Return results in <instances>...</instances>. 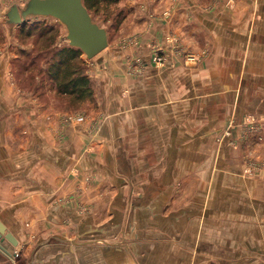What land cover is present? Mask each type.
Instances as JSON below:
<instances>
[{
    "label": "crops",
    "instance_id": "0c3cea01",
    "mask_svg": "<svg viewBox=\"0 0 264 264\" xmlns=\"http://www.w3.org/2000/svg\"><path fill=\"white\" fill-rule=\"evenodd\" d=\"M129 2V45L90 67L84 121L0 70V222L16 239L0 246L29 264H264V174L218 143L244 115L264 127V0Z\"/></svg>",
    "mask_w": 264,
    "mask_h": 264
},
{
    "label": "rangeland",
    "instance_id": "374dc122",
    "mask_svg": "<svg viewBox=\"0 0 264 264\" xmlns=\"http://www.w3.org/2000/svg\"><path fill=\"white\" fill-rule=\"evenodd\" d=\"M24 1L0 0L2 5H0V70L4 69L7 78L18 93L27 94L31 101L50 104L57 111L71 114V119L84 121L86 114L83 109L91 110L93 107L91 103L95 100L94 83L89 75L90 67L95 65V59L100 55L111 57L110 48L113 45H119L123 49L129 45L128 31L133 21L131 14L133 5L130 0H99L90 8L89 13L93 20L106 28L108 43L104 49L90 58L82 52L78 55L81 68L90 77L93 89L91 97L80 100L58 92L56 84L49 78L47 71L51 60L55 57L54 54L62 47L68 46L64 37L65 27L56 18L50 16L28 17L22 26L6 21L5 12L8 6L17 3L20 7ZM227 2L230 3V0ZM184 56L189 60L195 59L188 51L184 52ZM78 116L81 119H77ZM61 121L57 125L58 131L64 125ZM233 124L234 121L227 123L218 143H224L239 153L238 171H236L240 175L245 177L263 175L264 127L259 125L256 115L252 113L242 116L238 126L235 127ZM94 127V121L90 122L86 127L84 126L83 132L92 133ZM226 138L228 140L225 141ZM90 179L91 175H85L83 186L86 187ZM0 250L12 260L13 264H26L27 257L17 248L8 249L1 245Z\"/></svg>",
    "mask_w": 264,
    "mask_h": 264
},
{
    "label": "water",
    "instance_id": "95a60500",
    "mask_svg": "<svg viewBox=\"0 0 264 264\" xmlns=\"http://www.w3.org/2000/svg\"><path fill=\"white\" fill-rule=\"evenodd\" d=\"M6 21L18 24L31 16H50L56 18L66 30L68 45L79 48L87 58L97 54L107 46L106 28L93 20L82 0H25L18 7L12 4L6 11ZM0 233L16 244L11 232H5L0 222ZM0 264H13L12 260L0 250ZM26 264H29L26 261Z\"/></svg>",
    "mask_w": 264,
    "mask_h": 264
},
{
    "label": "trees",
    "instance_id": "16d2710c",
    "mask_svg": "<svg viewBox=\"0 0 264 264\" xmlns=\"http://www.w3.org/2000/svg\"><path fill=\"white\" fill-rule=\"evenodd\" d=\"M88 12L99 0H82ZM92 17V16H91ZM26 19L18 25H24ZM82 51L74 46L59 49L48 66L49 78L56 84L58 92L86 99L92 96V82L88 74L81 68L78 55Z\"/></svg>",
    "mask_w": 264,
    "mask_h": 264
},
{
    "label": "built area",
    "instance_id": "2783aa9c",
    "mask_svg": "<svg viewBox=\"0 0 264 264\" xmlns=\"http://www.w3.org/2000/svg\"><path fill=\"white\" fill-rule=\"evenodd\" d=\"M190 58H192V55H190ZM152 59H153V61H155V62H161L162 59H163V54H162V52H161L160 50L155 51L154 56H153ZM77 119H81V117L78 116ZM14 254H15V253H14Z\"/></svg>",
    "mask_w": 264,
    "mask_h": 264
},
{
    "label": "bare ground",
    "instance_id": "6f19581e",
    "mask_svg": "<svg viewBox=\"0 0 264 264\" xmlns=\"http://www.w3.org/2000/svg\"><path fill=\"white\" fill-rule=\"evenodd\" d=\"M3 237L0 235V239H2Z\"/></svg>",
    "mask_w": 264,
    "mask_h": 264
}]
</instances>
